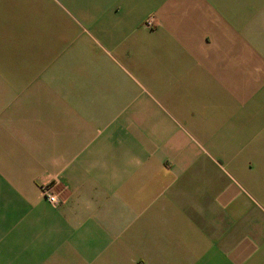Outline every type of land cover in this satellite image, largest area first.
Instances as JSON below:
<instances>
[{"label":"crops","instance_id":"crops-1","mask_svg":"<svg viewBox=\"0 0 264 264\" xmlns=\"http://www.w3.org/2000/svg\"><path fill=\"white\" fill-rule=\"evenodd\" d=\"M0 264H264V0H0Z\"/></svg>","mask_w":264,"mask_h":264},{"label":"rangeland","instance_id":"rangeland-1","mask_svg":"<svg viewBox=\"0 0 264 264\" xmlns=\"http://www.w3.org/2000/svg\"><path fill=\"white\" fill-rule=\"evenodd\" d=\"M151 20V26L148 21ZM143 25L150 30H155L159 21L157 17L150 14L144 22ZM150 51V50H148ZM156 52V49L151 51L152 54ZM147 54H150L147 53ZM169 66L167 68L166 74L168 75V88L170 90L169 97H162L160 93H155L158 96L159 103L166 109V111L177 114V113H187L189 115L198 117L202 116L204 113L210 111V101L203 98L211 93V83L204 81V79L198 74H195V69L183 70L182 58H177L171 54L168 57ZM181 80V82H180ZM178 115V114H177ZM210 118V114L206 117ZM183 123L186 124L185 121ZM47 184V183H45Z\"/></svg>","mask_w":264,"mask_h":264},{"label":"built area","instance_id":"built-area-1","mask_svg":"<svg viewBox=\"0 0 264 264\" xmlns=\"http://www.w3.org/2000/svg\"><path fill=\"white\" fill-rule=\"evenodd\" d=\"M151 22H152L151 20L148 21L149 25L151 24ZM41 192L44 198H46L50 203L54 205L62 204V200L58 196V193L56 192V182H50L47 184H43L41 186Z\"/></svg>","mask_w":264,"mask_h":264}]
</instances>
